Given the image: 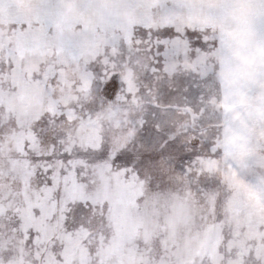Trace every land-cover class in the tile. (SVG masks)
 <instances>
[{
	"label": "snow or ice",
	"instance_id": "obj_1",
	"mask_svg": "<svg viewBox=\"0 0 264 264\" xmlns=\"http://www.w3.org/2000/svg\"><path fill=\"white\" fill-rule=\"evenodd\" d=\"M0 264H264V0H0Z\"/></svg>",
	"mask_w": 264,
	"mask_h": 264
}]
</instances>
